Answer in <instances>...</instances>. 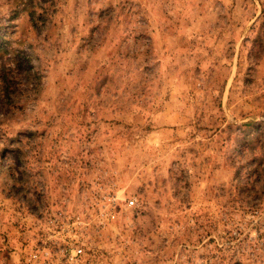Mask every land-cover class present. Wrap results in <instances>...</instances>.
Masks as SVG:
<instances>
[{"label":"rangeland","instance_id":"rangeland-1","mask_svg":"<svg viewBox=\"0 0 264 264\" xmlns=\"http://www.w3.org/2000/svg\"><path fill=\"white\" fill-rule=\"evenodd\" d=\"M0 135V264H264V0H0Z\"/></svg>","mask_w":264,"mask_h":264},{"label":"snow or ice","instance_id":"snow-or-ice-1","mask_svg":"<svg viewBox=\"0 0 264 264\" xmlns=\"http://www.w3.org/2000/svg\"><path fill=\"white\" fill-rule=\"evenodd\" d=\"M25 132H21V135H25ZM0 141H3V136L0 135ZM11 147V143H9L7 146H3L0 144V159H2L4 153H8L9 149Z\"/></svg>","mask_w":264,"mask_h":264},{"label":"built area","instance_id":"built-area-1","mask_svg":"<svg viewBox=\"0 0 264 264\" xmlns=\"http://www.w3.org/2000/svg\"><path fill=\"white\" fill-rule=\"evenodd\" d=\"M130 204H131V202H130ZM77 254H80V250L79 249L74 251V256L77 255Z\"/></svg>","mask_w":264,"mask_h":264}]
</instances>
